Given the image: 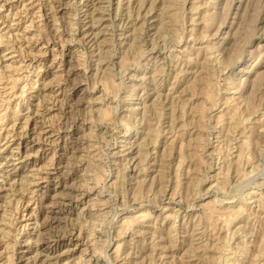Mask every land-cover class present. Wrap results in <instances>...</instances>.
<instances>
[{
	"label": "rangeland",
	"instance_id": "1",
	"mask_svg": "<svg viewBox=\"0 0 264 264\" xmlns=\"http://www.w3.org/2000/svg\"><path fill=\"white\" fill-rule=\"evenodd\" d=\"M175 1L0 0V161L9 160L12 168L20 161L18 151H27L28 137L20 133L22 116L36 108L44 113L38 124L44 122L53 134L61 130L52 136L56 144L34 143L29 161L17 173L7 178L0 172L5 175H0V186L25 192H20L24 207L11 226L13 250L3 251L0 264H9L10 255L13 264H264V0ZM171 2L176 8L163 7ZM205 11L206 16L216 12L215 17L208 14L206 19ZM169 13L176 15L170 18ZM204 16L212 22L206 23ZM202 22L209 24L208 30ZM92 23L99 37L89 42L82 33ZM205 44L212 47V56L205 53ZM205 55L212 57L206 59L208 67L214 65L213 76L204 75L205 69L202 73ZM194 80L201 84L192 88ZM230 96L235 105L236 97H242L236 99L238 115L247 121L240 120L244 124L238 128L226 122ZM198 105L208 108L203 117L193 113ZM8 129L13 132L6 136ZM243 138L248 150L239 154ZM181 142L188 149L183 154ZM1 193L0 215H8L0 216V235L10 228L19 198L8 199L9 189ZM210 205L223 212L245 208L230 231L220 228L219 221L212 230ZM73 228L74 235L61 239L59 246L49 244V238ZM222 236L231 252L221 255L213 246ZM199 240L211 249L203 250ZM191 243L200 246L196 256L188 248ZM219 254L222 261L215 262ZM205 256L216 258L212 262Z\"/></svg>",
	"mask_w": 264,
	"mask_h": 264
},
{
	"label": "bare ground",
	"instance_id": "2",
	"mask_svg": "<svg viewBox=\"0 0 264 264\" xmlns=\"http://www.w3.org/2000/svg\"><path fill=\"white\" fill-rule=\"evenodd\" d=\"M111 1H112V0H111ZM152 1H153V0H152ZM168 1L170 2V0H168ZM172 1L177 2V1H175V0H172ZM209 1H211V0H209ZM214 1H215V0H214ZM240 1H241V0H240ZM80 2H81V1H80ZM85 2H86V1H85ZM121 2H122V1H121ZM129 2H130V0H129ZM131 2H132V1H131ZM216 2H217V0L215 1V3H216ZM93 3H94V2H93ZM109 4H110V3H109ZM168 4H169V3H168ZM174 4H175V3H173V5H172V2H171L170 5H167V4H166V5L163 6V7H167V8H169L168 6L171 7V5L174 7ZM210 4H211V2L208 3V6H209ZM93 5H94V4H93ZM176 5H179V4H176ZM193 5H194V4H192V6H193ZM211 5H212V4H211ZM215 5H216V4H215ZM215 5H214V6H215ZM52 6H53V5H52ZM99 6H100V5H99ZM219 6H220V5H219ZM243 6H244V5H243ZM194 7H195V8H193V7H192V8H193L194 10H195V9L197 10V9L199 8V5H198V4H195ZM238 7H239V6H238ZM92 8H93V7H92ZM97 8H99V7H97ZM171 8H172V7H171ZM174 8H176V7H174ZM211 8H212V7H211ZM95 9H96V8H95ZM104 9H105V8H104ZM149 9H150V8H149ZM149 9H148V10H149ZM153 9H154V8H153ZM199 9H200V8H199ZM209 9H210V8H209ZM98 10H99V9H98ZM167 10H168V9H167ZM170 10H171V9H170ZM206 10H207V9H206ZM213 10H214V8H213ZM95 11H96V10H95ZM127 11H128V10H127ZM149 11H150V10H149ZM163 11H164V10H163ZM163 11H162V12H163ZM192 11H193V10H192ZM209 11H211V10H209ZM209 11H205V13H204L205 16H206V12H209ZM215 11H216V9H215ZM101 12H102V11H101ZM104 12H105V11H104ZM145 12H147V10H146ZM150 12H151V11H150ZM150 12H147V13H150ZM170 12H171V11H170ZM174 13H176V11H174ZM174 13H172L171 16H172ZM215 13H216V12L213 13V11H212V14H211V13H208V14H209V15L211 14V16H212V15H214ZM104 14H105V13H104ZM144 14H145V13H144ZM176 14H177V13H176ZM176 14H174V16H175ZM208 14H207V16H208ZM114 16H115V15H114ZM164 16H165V15H164ZM168 16H170V13L168 14ZM171 16H170V18H172ZM193 16H194V15H193ZM205 16H204V18H203V17H202V18L205 19ZM207 16H206V19H208ZM248 16H249V14H248ZM248 16H247V17H248ZM93 17H94V16H93ZM106 17H107V16H106ZM159 17H160V16H159ZM161 17H162V16H161ZM191 17H192V16H191ZM214 17H215V15H214L212 18H214ZM245 17H246V16H245V14H244V18H245ZM249 17H250V16H249ZM96 18H97V17H96ZM128 18H129V17H128ZM162 18H163V17H162ZM193 18H194V17H192V19H193ZM210 18H211V17H210ZM212 18H211V21L209 20L210 22H212V20H213ZM100 19H101V18H100ZM106 19H107V18H106ZM114 19H115V18H114ZM157 19H158V18H157ZM206 19H205V22L207 21ZM245 19H246V18H245ZM245 19H243V20H245ZM250 19H251V18H249V22L252 21V20H250ZM160 20H161V19H160ZM165 20H166V19H165ZM195 20H196V19H195ZM246 20H248V18H247ZM246 20H245L244 22H246ZM83 21H84V20H83ZM168 21L170 22V20H168ZM191 21H192V20H191ZM209 21H207V22L209 23ZM94 22H95V21H94ZM161 22H162V21H161ZM205 22H202V23H205ZM207 22H206V23H207ZM98 23H99V22H98ZM163 23H168V22H163ZM197 23H198V21H197ZM206 23H205V25H204V28H207V30H208L209 27H207V26H208L210 23H209L208 25H207ZM233 23H234V22H233ZM109 24H111V23H109ZM109 24H108V25H109ZM159 24H160V23H159ZM248 24H249V23H248ZM106 25H107V24H106ZM166 25H167V24H166ZM169 25H170V23H169ZM206 25H207V26H206ZM244 25H245V27L247 26V24H244ZM104 26H105V25H104ZM194 26H195V24H194ZM202 26H203V25H202ZM249 26H250V24L247 26V29H246L247 31H248ZM251 26H252V25H251ZM85 27H86V28H85L84 33H82V34H83L82 36L85 37L86 41L88 40L89 42H91L92 40L97 39V37H99V36H98V35H99V32L96 31V29H97V25H96V24H93V23H92V24H88V25H86ZM154 27H155V26H154ZM164 27H165V24H164ZM166 27H167V26H166ZM241 27H242V26H241ZM107 28H108V27H107ZM250 28H252V27H250ZM159 29H160V28H159ZM161 29L163 30V26L161 27ZM164 29H165V28H164ZM237 29H238V28H237ZM243 29H244V28H243ZM109 30H110V29H109ZM193 30H194V29H193ZM195 30H198V29L196 28ZM195 30H194V31H195ZM199 30H200V29H199ZM204 30H205V29H204ZM100 31H102V30H100ZM104 31H106V30H104ZM200 31H201V30H200ZM247 31H246V32H247ZM239 32H240V31H239ZM241 32H242V31H241ZM195 33H200V32H197V31H196ZM201 33H202V31H201ZM203 33H204V32H203ZM203 33H202V35H201V34H200V35H201V36H204ZM248 33H249V31H248ZM191 34H192V33H191ZM193 34H194V32H193ZM204 34H205V33H204ZM206 34H207V33H206ZM237 34H238V33H237ZM249 34H250V33H249ZM197 35H198V34H197ZM233 35H234V34H233ZM238 35H239V34H238ZM82 36H81V37H82ZM110 36H111V35H110ZM209 36H210V35H209ZM213 36H214V35H213ZM106 37H107V36H106ZM120 37H121V36H120ZM196 37H197V36H196ZM205 37H206V36H205ZM117 38H118V36H117ZM198 38H199V37H198ZM201 38H202V37H201ZM226 38H227V37H226ZM228 38H229V37H228ZM134 39H136V38H134ZM207 39H208V38H207ZM238 39H239V38H238ZM80 40H81V39H80ZM111 40H112V39H111ZM114 40H115V39H114ZM86 41H84V42H86ZM94 41H95V40H94ZM106 41H107V40H106ZM246 43H247V42H246ZM100 44H101V43H100ZM209 44H212V43H209ZM240 45H241V43H240ZM84 46H85V45H84ZM100 46H101V45H100ZM135 46H136V45H135ZM205 46H206V47H204V49H205V50H204L205 53H206L207 51H210V50L212 49V47H208L206 44H205ZM109 47H111V46H109ZM139 47H140V46H139ZM193 47H194V46H193ZM215 47H216V45H215ZM215 47H214V48H215ZM220 47H221V46H220ZM224 47H225V46H224ZM263 47H264V46H263ZM133 48H134V47H133ZM135 48H136V47H135ZM185 48H186V47H185ZM190 48H192V47L190 46ZM190 48H189V49H190ZM195 48H196V47H195ZM195 48H194V50H195ZM202 48H203V47H202ZM214 48H213V49H214ZM90 49H91V48H90ZM217 49H218V48H217ZM240 49H241V48H240ZM258 49H259V48H258ZM187 50H188V49H187ZM191 50H192V49H190L189 51H191ZM198 50H199V49H198ZM98 51H99V50H98ZM105 51H106V50H105ZM185 51H186V50H185ZM189 51H188V52H189ZM202 51H203V50H201V52H202ZM204 51H203V52H204ZM211 51H212V53H213V50H211ZM211 51L209 52L210 55H211ZM217 51H219V50H217ZM223 51H224V50H223ZM235 51H236V50H235ZM263 51H264V50H263ZM93 52H94V51H93ZM100 52H101V50H100ZM188 52H187V53H188ZM195 52H196V51H195ZM197 52H199V51H197ZM183 53H184V51H183ZM205 53H204V54H205ZM218 53H219V52H218ZM242 53H243V51H242ZM191 54H192V53H191ZM193 54H194V53H193ZM197 54L199 55L200 53H196V55H197ZM98 55H99V54H98ZM98 55H97V56H98ZM103 55H104V54H103ZM176 55H177V54H176ZM189 55H190V54H189ZM210 55H209V56H210ZM239 55H240V53H239ZM100 56H101V55H100ZM181 56H182V55H181ZM190 56H191V55H190ZM194 56H195V55H194ZM199 56H200V55H199ZM206 56H207V55H205V56L203 57V59L205 58L204 60H206V62H205V63H204V62H201V65H202V63L205 64L204 66H202V67H203V69H202V73H203V70L205 69V71H204V75H205V73H206V75H207V73L210 75V74H212V73H214V72L210 73V68H211V66L208 67V66H209L208 62L210 63L211 61H208V62H207V59H206V58L211 59L212 57L209 58V57H206ZM211 56H212V55H211ZM213 56H214V55H213ZM187 57H188V55H187ZM196 57H198V56H196ZM100 58H101V57H100ZM182 58H183V57H182ZM216 58H217V57H216ZM187 59H188V58H187ZM189 59H190V58H189ZM191 59H192V58H191ZM194 59H196V58H194ZM192 60H193V59H192ZM197 61H198V60H197ZM216 61H217V60H216ZM187 62H188V61H187ZM188 63H189V62H188ZM194 63H195V61H194ZM214 63H215V62H214ZM217 63H218V62H217ZM195 64H196V63H195ZM175 65H176V64H175ZM180 65H181V64H180ZM192 65H193V64H192ZM211 65H212V64H211ZM71 66H72V65H71ZM161 66H162V65H161ZM161 66H160V67H161ZM213 66H214V65H212V68H211V69H213ZM72 67H73V66H72ZM72 67H70V68H72ZM154 68H155V67H154ZM171 69H172V68H171ZM159 70L161 71V69H159ZM184 70H185V69H184ZM186 70H188V69H186ZM155 71H156V69H155ZM178 71H179V70H178ZM207 71H208V72H207ZM212 71H213V70H212ZM250 71H251V70H250ZM153 72H154V71H153ZM155 73H156V72H155ZM160 73H162V72H159V74H160ZM180 73H181V72H180ZM184 74H185V73H184ZM167 75H168V74H167ZM176 75H177V73H176ZM260 75H261V73H260ZM207 76H208V75H207ZM212 76H213V74H212ZM212 76H211V77H212ZM136 77H137V76H136ZM144 77H146V76H144ZM147 77H148V76H147ZM175 77H176V76H175ZM182 77H183V76H182ZM202 77H204V76H202ZM209 77H210V76H209ZM209 77H208V78H209ZM211 77H210V78H211ZM259 77H260V76H259ZM10 78H11V77H10ZM173 78H174V77H173ZM195 78H196V77H195ZM65 79H66V78H65ZM141 79H142V78H141ZM147 79H148V78H147ZM155 79H156V77H155ZM180 79H181V78H180ZM196 79H197V78H196ZM202 79H203V78H202ZM212 79H213V78H212ZM247 79H248V78H247ZM178 80H179V79H178ZM205 80L209 81V83L206 82V81H204V83L206 82L205 84L208 83L209 85H211V84L213 83V82L211 83L210 79L208 80L206 77H205ZM146 81H147V80H146ZM175 81H176V80H175ZM212 81H213V80H212ZM230 82H231V81H230ZM58 83H59V82H58ZM196 83H200V81H196V80H194V82H192V84H191L190 86H191L192 88H194V87L196 86ZM161 84H162V83H161ZM188 84H189V83H188ZM200 84H201V83H200ZM202 84H203V83H202ZM230 84H231V83H230ZM232 84H233V83H232ZM162 85H163V84H162ZM148 86H149V85H148ZM186 86H187V85H186ZM229 86H230V85H229ZM133 87H134V86H133ZM158 87H159V86H158ZM184 87H185V86H184ZM191 87H190V88H191ZM233 87H234V86H233ZM235 87H236V86H235ZM44 88H45V87H44ZM225 88L227 89V87H225ZM46 89H47V87H46ZM60 89H61V88H60ZM133 89H134V88H133ZM155 89H156V88H155ZM228 89H229V88H228ZM228 89H227V90H228ZM186 90H187V88H186ZM188 90H189V89H188ZM188 90H187V91H188ZM223 90H224V89H223ZM153 91H154V90H153ZM182 91H184V90H182ZM170 92H171V91H170ZM160 93H161V92H160ZM234 93H235V92H234ZM168 94H170V93H168ZM2 95H3V94H2ZM175 95H176V94H175ZM135 96H136V95H135ZM159 96H160V95H159ZM192 96H193V95H192ZM178 97H179V96H178ZM230 97H231V96H230ZM235 97H236V96H234V98H235ZM132 98H133V97H132ZM192 98H193V97H192ZM241 98H242V97H241ZM241 98H238V99H241ZM52 99H53V98H52ZM55 99H56V98H55ZM127 99H128V98H127ZM150 99H151V98H150ZM169 99H170V97H169ZM177 99H178V98H177ZM180 99H182V98H180ZM183 99H184V98H183ZM190 99H191V97H190ZM225 99H226V98H225ZM236 99H237V97H236ZM236 99H235V101H236V104H237V105L234 104V102H233L234 100L232 99V97H231V98H227L226 102L224 101L225 104H226V108H227V109H226L225 107H224V108H225L226 110H228V112H227V113H228V115H227L228 117H227V119H226V122H229L228 124H230L231 127L233 126V127L238 128L239 126L237 127V125H241V124H239V123H240V120H243L244 122L247 121V120H246V119H245V120H244V119H239V116H240V115H238L239 112H238L237 107L240 108V107L238 106V105L240 104V101H239V104H238V103H237V100H238V99H237V100H236ZM50 100H51V99H50ZM176 101H178V100H176ZM179 101H180V100H179ZM183 101H184V100H183ZM185 101H186V100H185ZM2 102H3V101H2ZM7 102H8V101H7ZM39 102H40V101H39ZM41 102H42V101H41ZM54 102H55V101H54ZM66 102H67V101H66ZM0 103H1V102H0ZM51 103H52V102H51ZM155 103H156V102H155ZM181 103H182V102H181ZM181 103H180V105L185 104V102H183V104H181ZM52 104H53V103H52ZM63 104H64V103H63ZM140 104H141V103H140ZM212 104H214V103H212ZM223 104H224V103H223ZM145 105H146V104H145ZM175 105H176V104H175ZM200 105H201V104H200ZM0 106H1V104H0ZM38 106H40V105H38ZM143 106H144V105H143ZM146 106H147V105H146ZM154 106H156V104H154ZM198 106H199V105H198ZM203 106H204V105H203ZM203 106H199V107H198V110L195 109L193 113H194V114H197V113H195V112L198 111V114H197V115H198L199 117H203L202 115L205 114V110L208 109V108L205 109ZM241 106H242V105H241ZM6 107H7V106H6ZM30 107H31V106H30ZM43 107H44V106H43ZM48 107H49V106H48ZM50 107H51V106H50ZM136 107H137V106H136ZM144 107H145V106H144ZM156 107H157V106H156ZM156 107H154V108H156ZM184 107H185V106H184ZM0 108H1V107H0ZM39 108H40V107L36 108L34 114H33V112H31V113H29V114H26L25 116H22V117H24V120H23V122H22V125L20 126V127L22 128L20 133H23V135H25L26 137H28V140H26V141H25L26 143L24 144V146H25L24 149L27 150V151H24V152H28L29 149L33 148L34 143H36V142H41L40 146H42V147H43V144H42V143H44V145H45V144H51L53 140L55 141V138L53 139L52 136H54V135H58V136H59L58 133L61 131V130H60L57 134H56V133L53 134L54 131H53V130H52V131L49 130V129L47 128L48 125H45L44 122H42L41 124H38V122H39V121H37V120H38V117H39V116H42V115L44 114V113H43V114L41 113V114H42V115H41V114L38 113V112H39ZM123 108H124V107H123ZM133 108H134V107H133ZM219 108H220V107H219ZM48 109H49V108H48ZM125 109H126V108H125ZM147 109H148V107H147ZM191 109H194V108H191ZM45 110H47V106L45 107ZM49 110H50V109H49ZM109 110H110V109H109ZM120 110H121V109H120ZM145 110H146V109H145ZM171 110H172V109H171ZM239 110H240V109H239ZM241 110H242V109H241ZM15 111H16V110H15ZM18 111H19V110H18ZM143 111H144V110H143ZM190 111H191V110H190ZM224 111H225V110H224ZM224 111H221V112H224ZM254 111H256V109H255ZM257 111H258V110H257ZM129 112H130V111H129ZM174 112H175V111H174ZM182 112L184 113V111H182ZM182 112H181V113H182ZM221 112H220V114H221ZM225 112H226V111H225ZM243 112H244V111H243ZM16 113H17V112H16ZM190 113H191V112H190ZM127 114H128V113H127ZM170 114H171V113H170ZM184 114H185V113H184ZM239 114H240V113H239ZM128 115H130V114H128ZM182 115H183V114H182ZM225 115H226V113H225ZM261 115H262V114H261ZM6 116H7V115H6ZM6 116H5V117H6ZM171 116H172V115H171ZM171 116H170V117H171ZM175 116H176V115H175ZM258 116H260V115L258 114ZM17 117H18V116H17ZM17 117H16V118H17ZM163 117H164V116H163ZM173 117H174V116H173ZM173 117H172V118H173ZM195 117H196V116H195ZM195 117H194V119H195ZM199 117H198V118H199ZM222 117H224V116H221V118H222ZM240 117H241V116H240ZM248 117H249V116H248ZM260 117H261V116H260ZM262 117H263V116H262ZM18 118H19V117H18ZM178 118H179V117H178ZM219 118H220V116H219ZM221 118H220V119H221ZM246 118H247V117H246ZM249 118H250V117H249ZM252 118H253V117H252ZM0 119H1V117H0ZM39 119H40V118H39ZM174 119L176 120L175 117L173 118V120H174ZM190 119H191V118H190ZM199 119H200V118H199ZM199 119H198V121L201 120V119H200V120H199ZM223 119H224V121H225V118H223ZM258 119H259V117H258ZM258 119H256V120H258ZM218 120H219V119H218ZM227 120H228V121H227ZM260 120H262V119H260ZM263 120H264V119H263ZM243 121H242V123H243ZM252 121H253V120H252ZM16 122H17V121H15V123L12 124V129H13V130L15 129V126L17 125ZM48 122H49V121H48ZM72 122H73V121H72ZM226 122H225V123H226ZM2 123H3V122H2ZM20 123H21V122H20ZM188 123H189V122H188ZM219 123H220V122H219ZM219 123H218V124H219ZM221 123H222V122H221ZM221 123H220V124H221ZM223 123H224V122H223ZM254 123H255V122H254ZM260 123H262V122H260ZM48 124H49V123H48ZM182 124H183V122H182ZM243 124H244V123H243ZM243 124H242V125H243ZM1 125H2V124H1ZM10 125H11V124H10ZM52 125H53V124H52ZM72 125H73V124H72ZM75 125H76V124H75ZM163 125H164V124H163ZM172 125L174 126V122H173ZM176 125H177V124H176ZM242 125H241V126H242ZM249 125H250V124H249ZM262 125H264V124L262 123ZM68 126H69V125H68ZM183 126H184V125H183ZM185 126H186V125H185ZM185 126H184V127H185ZM223 126H224V125H223ZM245 126H246V125H245ZM254 126H256V124H253L252 127L254 128ZM10 127H11V126H10ZM66 127H67V126H66ZM78 127H79V126H78ZM158 127H159V126H158ZM170 127H171V126H170ZM224 127H225V126H224ZM227 127H228V125H227ZM231 127H230V128H231ZM0 128H1V130L4 129L3 125L0 126ZM221 128H222V127H221ZM230 128H229V129H230ZM250 128H251V126H250ZM59 129H60V128H59ZM179 129H181V127H180ZM213 129H215V128H213ZM222 129H223V128H222ZM229 129H228V130H229ZM254 129H255V128H254ZM154 130H155V129H154ZM156 130H157V129H156ZM173 130H174V129H173ZM184 130H185V128L182 130V132H184ZM233 130H234V129H233ZM235 130H236V129H235ZM158 131H160V129L157 130V132H158ZM263 131H264V130H263ZM0 132H1V131H0ZM12 132H13L12 130H9V129H8V130H7V134H5V135L8 136V135L11 134ZM16 132H17V131H16ZM186 132H187V131H186ZM221 132H222V131H221ZM243 132H244V131H243ZM249 132H250V131H249ZM161 133H162V132H161ZM176 133H177V132H176ZM179 133H180V132H179ZM179 133H178V134H179ZM191 133H192V132H191ZM222 133H223V132H222ZM258 133H260V131H259ZM0 134H1V133H0ZM69 134H70V133H69ZM159 134H160V133H159ZM170 134H171V133H170ZM182 134H183V133H182ZM220 134H221V133H220ZM242 134H243V133H242ZM244 134H246V133H244ZM250 134H252V131L250 132ZM250 134H249V135H250ZM14 135H15V133L12 134L11 136H14ZM20 135H21V134H20ZM180 135H181V134H180ZM223 135H224V133H223ZM6 136H5V137H6ZM172 136H173V135H172ZM183 136H184V135H182V137H183ZM245 136H248V135H245ZM251 136H252V135H251ZM191 138H192V136H191ZM194 138H195V137H194ZM194 138H193V139H190V140H188V141L191 142L192 140H194ZM237 138H238V137H237ZM237 138H236V139H237ZM239 138H240V137H239ZM58 139H59V138H58ZM60 139H61V138H60ZM170 139H171V138H170ZM230 139H231V138H230ZM245 139H248V137L245 138ZM245 139L243 138V140H242V141H243V142H242V146H241V144H240V147H239V148H240V152H239V154H240V153H243L242 151H244V150L247 148V142H248V141L245 140ZM249 139H250V138H249ZM181 140H182V139H181ZM232 140H233V138H232ZM234 140H235V139H234ZM54 141H53V142H54ZM56 141H59V140H56ZM171 141H174L173 138H172ZM188 141H187V142H188ZM10 142H11V141H10ZM166 142H167V141H166ZM190 142H188V143L190 144ZM199 142H201V141L199 140L198 143H199ZM232 142H233V141H232ZM249 142H251V140H249ZM54 143L56 144V142H54ZM130 143H132V142H130ZM188 143H187V144H188ZM182 144H183V143L181 142V145H182ZM195 144H196V143H195ZM202 144H203V143H202ZM202 144H200V145L198 144V145H199V146H203ZM248 144H249V143H248ZM8 145H9V144H8ZM136 145H137V144H136ZM167 145H168V144H167ZM181 145H180V146H181ZM190 145H191V144H190ZM232 145H233V144H232ZM238 145H239V144H238ZM20 146H21V142L18 143V148H21ZM120 146H121V145H120ZM125 146H126V145H125ZM168 146H169V145H168ZM186 146H187V145H186ZM188 146H189V145H188ZM191 146H192V145H191ZM191 146H189V147H191ZM205 146H206V145H205ZM46 147H47V146H46ZM56 147H57V146H56ZM130 147H131V144H130ZM197 147H198V146H194V148H197ZM203 147H204V146H203ZM7 148H9V147H7ZM13 148H14V147H13ZM80 148H81V147H80ZM132 148H133V147H132ZM183 148H185V150L187 149L184 145H182V146L180 147V149H182V152L179 150V154H181V153L183 154ZM198 148L201 150L202 147H201V148L198 147ZM214 148H215V147H214ZM239 148H238V149H239ZM55 149H56V148H55ZM130 149H131V148H130ZM189 149H190V148H189ZM14 150H15V149H14ZM37 150H38V149H37ZM187 150H188V149H187ZM213 150H214V149H213ZM215 150H216V149H215ZM217 150H218V149H217ZM246 150H248V149H246ZM31 151H32V150H31ZM126 151H127V150H126ZM131 151H132V149H131ZM133 151H134V150H133ZM20 152H21V151H20ZM20 152L18 151V153L16 154V155H17V158H16V159H18V160H20V161L17 162V163H16V162H13L12 165H11L12 168L9 166V164L7 165L6 162H9V160H8L6 157H5V159L8 160V161H6V162H2V161H0V172H2V173H7V175H6L7 178H9L12 174L17 173V171L20 169V167H22V166L24 165V163H22V162L27 161L28 158H29L30 155H31V153H29V152L26 153V154H23L24 152H23V153H20ZM36 152H37V151H36ZM123 152H124V151H123ZM123 152H122V153H123ZM180 152H181V153H180ZM184 152H185V151H184ZM211 152H212V151H211ZM10 153H11V152H10ZM232 153H233V152H232ZM232 153H231V154H232ZM237 153H238V152H237ZM237 153H236V155H237ZM247 153H248V152H247ZM13 154H14V153H13ZM13 154H12V155H13ZM120 154H121V153H120ZM126 154H127V153H126ZM195 154H196V153H195ZM231 154H229V156H230ZM233 154H234V153H233ZM233 154H232V155H233ZM73 155H74V154H73ZM124 155H125V154H124ZM244 155H245V154H244ZM248 155H249V153L246 155V158H247ZM75 156H76V155H75ZM91 156H92V155H91ZM93 156H94V155H93ZM117 156H118V154H117ZM182 156H185V155H180V158H181ZM8 157H9V156H8ZM11 157H12V156H11ZM185 157H186V156H185ZM185 157H184V158H185ZM249 157H250V155H249ZM13 158H14V157H13ZM13 158H12V159H13ZM184 158H182L181 161L184 162ZM238 158H239V157H238ZM240 158H241V157H240ZM240 158H239V160H240ZM242 158H243V157H242ZM242 158H241V159H242ZM244 158H245V157H244ZM127 159H128V158H127ZM132 159H133V158H132ZM11 161H12V160H11ZM15 161H16V160H15ZM28 161H29V160H28ZM114 161H115V160H114ZM121 161H122V160H121ZM181 161H179V162H180V163H179V166H180V164H182ZM234 161H235V160H234ZM73 162H74V161H73ZM130 162H131V161H130ZM227 162H228V161H227ZM237 162H238V160H237ZM9 163H10V162H9ZM26 163H27V162H26ZM69 163H70V162H69ZM125 163H126V162H125ZM223 163H224V162H223ZM238 163H239V162H238ZM238 163H237V164H238ZM126 164H127V163H126ZM228 164H229V163H228ZM224 165H225V164H224ZM233 165H234V164H233ZM239 165H240V164H239ZM251 165H252V164H251ZM253 165H254V164H253ZM127 166H128V164H127ZM131 166H132V165H131ZM179 166H178V167H179ZM221 166H222V165H221ZM254 166H255V165H254ZM226 167H227V166H226ZM229 167H230V166H229ZM7 168H8V169H7ZM9 168H10V169H9ZM222 168H223V167H222ZM253 168H254V167H253ZM25 169H26V168H25ZM228 169H229V168H228ZM237 169H238V168H237ZM235 170H236V169H235ZM244 170H245V169H244ZM184 171H185V170H184ZM232 171H233V170H232ZM240 171H241V170H240ZM240 171H239V172H240ZM252 171H253V169H252ZM163 172H164V170H163ZM181 172H182V171H181ZM226 172H228V171H226ZM237 172H238V170H237ZM243 172H244V171H243ZM183 173H184V172H183ZM183 173H182V175H183ZM187 173H188V172H187ZM216 173H217V172H216ZM223 173H224V172H223ZM240 173H242V172H240ZM218 174H219V173H218ZM226 174H228V173H226ZM0 175H1V176H5V175H3V174H1V173H0ZM17 175H18V174H17ZM179 175H180V174H179ZM182 175H181V176H182ZM14 176H15V175H14ZM14 176H13V177H14ZM215 176H216V175H215ZM223 176L225 177L226 175L223 174ZM4 178H5V177H4ZM42 178H43V177H42ZM45 178H47V177H45ZM29 179H30V178H29ZM178 179H179V178H178ZM223 179H224V178H223ZM4 180H5V179H4ZM86 181H87V180H86ZM88 181H89V180H88ZM223 181H224V180H223ZM4 182H5V181H4ZM13 182H14V181H13ZM15 182H16V179H15ZM15 182H14V183H15ZM19 182H20V181H19ZM21 182H22V181H21ZM24 182H25V181H24ZM24 182H23V183H24ZM27 182H29V181H27ZM30 182H31V181H30ZM33 182H34V181H33ZM36 182H37V181H36ZM257 182H258V181H257ZM259 182H262V181H259ZM11 183H12V182H11ZM12 184H13V183H12ZM31 184H32V182H31ZM36 184H37V183H36ZM87 184H88V183H87ZM259 184H260V183H259ZM262 184H263V183H262ZM262 184H261V185H262ZM10 185H11V184H10ZM13 185H14V184H13ZM21 186H22V185H21ZM9 187H10V186H8V188H6V187H5V183H2L1 186H0V193H1L2 191H5V190L9 189L11 193H9V196H7L8 199H10L11 196H13V195L19 196V198H18L17 203L15 202V203L17 204V205H16V208L14 209V210L16 211V213L13 214V215L10 214V216H12V217H11L12 219L10 218V219H11V221H10V225L8 224V225L10 226V228H8L5 232H4L3 229H1V230L3 231V233L0 235V255L3 254V251H5V252L8 251V250L10 249V247H11L12 250H13V247H14V246H13V244L11 245V243H13V240H12V242H11V240H10V239H11V236H10L11 226L13 227V225H14L15 223H17L19 217H17L16 214H17V212H18L20 209H22V208L24 207V203H25V202L23 203V199H22V197L24 196V193H25V192L22 190L24 193H20V192H22V191L16 189L17 187H16V188H15V187H12V185H11L10 188H9ZM28 187H29V186H28ZM21 188H22V187H21ZM24 189H27V188H24ZM35 190H36V189H35ZM84 190H85V189H84ZM255 190H256V189H255ZM25 191H26V190H25ZM33 191H34V190H33ZM31 192H32V191H31ZM254 192H255V191H254ZM250 193H251V192H250ZM252 193H253V192H252ZM1 194H2V193H1ZM1 194H0V196H1ZM7 194H8V193H7ZM253 194H254V193H253ZM74 195H75V194H74ZM68 196H69V195H68ZM72 196H73V195H72ZM76 196H77V195H76ZM172 196H173V195H172ZM249 196H250V195H249ZM263 196H264V195H263ZM9 197H10V198H9ZM70 197H71V195H70ZM76 198H79V197H76ZM12 199L15 200L14 198H12ZM12 199H11V200H12ZM11 200H10V201H11ZM28 200H29V199H28ZM245 200H246V199H245ZM7 201H8V200H7ZM95 201H96V200H95ZM223 201H224V200H223ZM246 201H247V200H246ZM257 201H258V200H257ZM11 202H12V201H11ZM29 202H30V201H29ZM29 202H28V203H29ZM98 202H99V201H98ZM100 202H101V201H100ZM104 202H105V201H104ZM214 202H215V201H214ZM9 203H10V202H9ZM205 203H206V202H205ZM208 203H210V202H208ZM208 203H207V204H208ZM221 203H222V202H221ZM260 203H261V202H260ZM263 203H264V202H263ZM207 204H206V205H207ZM240 204H241V203H240ZM25 205H26V204H25ZM27 205H28V204H27ZM199 205H200V204H199ZM203 205H205V204H203ZM203 205H202V206H203ZM213 205H214V204H213ZM215 205H216V204H215ZM215 205H214V206H215ZM244 205H245V204H244ZM247 205H248V204H247ZM202 206H201V207H202ZM9 207H10V206H9ZM11 207H12V206H11ZM13 207H14V206H13ZM88 207H89V206H88ZM205 207H206V206H205ZM205 207H204V208H205ZM243 207L245 208V206H243ZM243 207L240 206L239 208L237 207L235 210H234V209H232V210H231V209H230V210L228 209V211H224V212H223V211H219L218 208L213 207V206L210 205L209 208L211 209V211H210V212H211V215H209V216L207 215V216H208V219H207V220L210 221V225H213V226H212V230H213V229H214V230L217 229V228L215 229V226L217 225V224H216L217 221H219V222L221 223L220 228L222 227L223 230H229V228L232 229V227H230V225H232V222H234L235 218L238 217L239 214L241 215V212H242V213L244 212V211H242V210L244 209ZM202 208H203V207H202ZM6 209H8V208H6ZM11 209H12V208H11ZM210 209H207V210H210ZM221 209H223V208L221 207L220 210H221ZM8 210H10V209H8ZM14 210H12V211H14ZM247 210H248V209H247ZM260 210H261V209H260ZM5 211H6V210H5ZM204 211H205V210H204ZM31 212H32V211H31ZM207 212H208V211H207ZM5 213H7V212H5ZM5 213L3 212V214L0 215V216H2V220H3V218H5ZM10 213H12V212H10ZM13 213H14V212H13ZM141 214H142V213H141ZM141 214H138V215H141ZM143 214L145 215V213H143ZM146 214H147V213H146ZM7 215H8V213H7ZM23 215H24V214H23ZM26 215H27V214H26ZM138 215H137V216H138ZM144 215H141V218H140V219H143L142 216H144ZM207 216H206V218H207ZM214 216H216L217 219H215L216 217L214 218ZM147 217H148V215H147ZM147 217H144V219L147 218ZM243 217H244V216H243ZM7 218H8V217H7ZM206 218H204V219H206ZM240 218H241V217H240ZM240 218H239V219H240ZM131 219H132V218H131ZM134 219H135V218H134ZM137 219L140 220L138 217H137ZM236 219H237V218H236ZM5 220H6V219H5ZM135 220H136V219H135ZM237 220H238V219H237ZM130 221H131V220H130ZM133 221H134V220H133ZM133 221H132V222H133ZM136 221H137V220H136ZM141 221H142V220H141ZM141 221H140V222H141ZM235 221H236V220H235ZM122 222H123V221H122ZM124 222H126V221H124ZM138 222H139V221H138ZM206 222H207V221H206ZM0 223H1V222H0ZM126 223H128V222H126ZM135 223H137V222H134L133 224H135ZM234 223H235V222H234ZM5 224H6V223H5ZM123 224H124V223H123ZM149 224H150V223H149ZM205 224H206V223H205ZM68 225H69V224H68ZM81 225H82V224H81ZM124 225H125V224H124ZM135 225H136V224H135ZM138 225H139V223L137 224V226H138ZM210 225H208V226H210ZM4 226H5V225H4ZM25 226H26V225H25ZM75 226H76V225H75ZM75 226H74V227H75ZM77 227H78V226H77ZM197 227H198V226H197ZM210 227H211V226H210ZM210 227H208V229H210ZM217 227H218V225H217ZM236 227H237V226H236ZM4 228H5V227H4ZM21 228H22V227H21ZM143 228H144V227H143ZM172 228H173V227H172ZM172 228H171V229H172ZM220 228H219V230H220ZM19 229H20V228H19ZM68 229H69V228H68ZM81 229H82V228H81ZM123 229H124V228H123ZM138 229H139V228H138ZM237 229H238V227L236 228V230H237ZM239 229H240V226H239ZM20 230H21V229H20ZM74 230H75V229L73 228V230H71L69 233L64 234L63 236L57 234L55 237H53V238H49V239H48V240H49V244H52L53 246H56V247L59 246V244L61 243V239H62V240H65V238H68V237H71V235H74ZM201 230H202V229H201ZM212 230L210 229V231H212ZM2 231H1V232H2ZM68 231H69V230H68ZM79 231H80V230H79ZM85 231H86V230H85ZM85 231H84V232H85ZM158 231H159V230H158ZM170 231H172V230H170ZM229 231H230V230H229ZM19 232H20V231H19ZM57 232H58V231H57ZM63 232H64V231H63ZM87 232H88V231H87ZM138 232H142V230H141V231H138ZM172 232H173V231H172ZM193 232H194V231H193ZM142 233H143V232H142ZM144 233H145V232H144ZM218 233H219V232H218ZM223 233H224V232H223ZM226 233L228 234V232H226ZM75 234H76V232H75ZM78 234H80V233H78ZM169 234L172 235L171 233H169ZM212 234H213V233H212ZM212 234H211V235H212ZM216 234H217V233H216ZM233 234H234V233H233ZM233 234H231V235H233ZM135 235H136V234H135ZM155 235H156V234H155ZM188 235H189V234H188ZM193 235H194V233H193ZM193 235H191V236L193 237ZM196 235H198V233H197ZM196 235H194V236H196ZM37 236L40 237L39 235H37ZM79 236H80V235H79ZM172 236H173V235H172ZM198 236H200V235H198ZM217 236H218V235H217ZM217 236H216V237H217ZM220 236H221V235H220ZM15 237H16V236H15ZM72 237H73V236H72ZM152 237H154V236H152ZM155 237H156V236H155ZM173 237H174V236H173ZM203 237H204V236H203ZM222 237H223V236H222ZM222 237H221V238H222ZM227 237H228V236H227ZM230 237H231V236H230ZM4 238H6L7 240L4 241ZM143 238H144V237H143ZM194 238H196V237H194ZM210 238H211V237H210ZM214 238H215V237H214ZM224 238H225V240H224ZM13 239H14V238H13ZM39 239H40V238H39ZM68 239H69V238H68ZM70 239H71V238H70ZM151 239H152V238H151ZM191 239H192V238H191ZM198 239H199V238H198ZM230 239H231V238H230ZM17 240H18V239H17ZM37 240H38V239H37ZM40 240H41V239H40ZM155 240H156V239H155ZM155 240H154V241H155ZM216 240L218 241V239H216ZM221 240H223V241H220V242L218 243V245L216 244V245H214L213 247H215V250H217V252L220 253V254L222 255V254L226 253L225 251H227V246H228V245H227V242H229V240H227L226 237H223ZM14 241H15V240H14ZM173 241H174V239H173ZM192 241H193V240H192ZM192 241H191V242H192ZM217 241H216V242H217ZM230 241H231V240H230ZM15 242H16V241H15ZM36 242H37V241H36ZM194 242H195V240L193 241V244H194ZM196 242H197V241H196ZM199 242H201V241L199 240ZM202 242H205V241H202ZM202 242H201V243H202ZM137 243H138V242H137ZM157 243H158V242H157ZM197 243H198V242H197ZM229 243H230V242H229ZM155 244H156V243H155ZM155 244H154V245H155ZM175 244H176V243H175ZM191 244H192V243H191ZM193 244H192V247H188V248L191 249V250H190L191 253H194V255H195V252L198 251V249H200V248H199L200 246H199L198 244H196L197 246H196V245H193ZM208 244H209V243H208ZM231 244H232V243H231ZM10 245H11V246H10ZM118 245H119V244H118ZM118 245H117V246H118ZM173 245H174V244H173ZM200 245H201V244H200ZM210 245H211V244H210ZM210 245L208 246L207 243H206V244H203V243H202V246L204 247L203 250H204V249H207V250H208V247L211 249L212 246L210 247ZM229 245H230V244H229ZM119 246L121 247V244H120ZM119 246H118V247H119ZM159 246H160V245H159ZM231 246H232V245H230V247H231ZM160 248H161V247H159V250H160ZM216 248H217V249H216ZM1 249H2V250H1ZM119 249H121V248H119ZM154 249H155V248H154ZM189 249H188V250H189ZM212 249H214V248H212ZM114 250H116V249L114 248ZM229 250H230V248L228 249V251H229ZM233 250H234V249H233ZM233 250H232V252H233ZM263 250H264V249H263ZM9 251H10V250H9ZM9 251H8V252H9ZM140 251H141V250H140ZM228 251H227V252H228ZM13 252H14V251H13ZM113 252H114V251H113ZM116 252L118 253V251H116ZM159 252H160V251H159ZM215 252H216V251H215ZM230 252H231V250H230ZM263 252H264V251H263ZM121 253H122V252H121ZM130 253H131V252H130ZM152 253H153V252H152ZM152 253H151V254H152ZM189 253H190V252H189ZM189 253H188V254H189ZM191 253H190V254H191ZM201 253H203V252H201ZM204 253H205V252H204ZM235 253H236V252H235ZM112 254H113V253H112ZM118 254H119V253H118ZM128 254H129V253H128ZM135 254H136V253H135ZM149 254H150V253H149ZM151 254H150V255H151ZM161 254H162V253H161ZM188 254H186V255H188ZM199 254H200V252H199ZM220 254H219V257H217V258H216L215 256H212L213 259H214V257L216 258V259H215V262H216L217 260H219V258L221 257ZM232 254H233V253H232ZM241 254H242V253H241ZM261 254H263V253H261ZM12 255H13V254H12ZM124 255H125V254H124ZM132 255H133V254H132ZM197 255H198V254H197ZM200 255H201V257H203V256H202L203 254H200ZM227 255L230 256V254H227ZM255 255H256V254H255ZM114 256H115V255H114ZM116 256H118V255H116ZM120 256H121V255H120ZM133 256H134V255H133ZM137 256H138V255H137ZM162 256H164V255L162 254L161 257H162ZM188 256H189V255H188ZM195 256H196V255H195ZM217 256H218V255H217ZM262 256H263V255H262ZM262 256H261V257H262ZM189 257H191V255H190ZM198 257H200V256L198 255ZM206 257H208V256H205V258H206ZM222 257H223V256H222ZM222 257H221V258H222ZM227 257H228V256L224 257L225 260H226ZM239 257H240V256H239ZM261 257H260V258H261ZM11 258H12L11 255L7 257V262H8L9 264H13V262H11ZM56 258H57V257H56ZM58 258H59V257H58ZM58 258H57L56 261H58ZM152 258H153V257H152ZM208 258L210 259L209 261H212V260H213V259L211 260V257H208ZM241 258H242V257H241ZM255 258H256V257H255ZM149 259H150V258H149ZM184 259H185V258H184ZM187 259H188V258H187ZM197 259H198V258H197ZM199 259H200V258H199ZM206 259H207V258H206ZM206 259H205V260H206ZM230 259H231V258H230ZM256 259H257V258H256ZM81 260H82V259H81ZM88 260H89V259H88ZM118 260H119V259H118ZM153 260H154V259H153ZM165 260H166V259H165ZM225 260H224V261H225ZM252 260H254V259H252ZM123 261H124V260H123ZM150 261H151V260H150ZM186 261H187V260H186ZM219 261H220V260H219ZM219 261H217V262H219ZM221 261H222V260H221ZM221 261H220V262H221ZM233 261H234V260H233ZM233 261H232V262H233ZM257 261H258V260H255L254 262L256 263ZM75 262H77V261H75ZM84 262H86V261H84ZM89 262H90V261H89ZM89 262H88V263H89ZM96 262H97V261H96ZM153 262H154V261H153ZM163 262H164V261H163ZM183 262H184V261H183ZM212 262H213V261H212ZM212 262H211V263H212ZM226 262H227V261H226ZM229 262H231V261H229ZM254 262L252 261L251 264H252V263L254 264ZM50 263H52V262H50ZM260 263H261V262H260ZM42 264H45L44 261H43ZM52 264H53V263H52ZM65 264H66V263H65ZM71 264H72V263H71ZM95 264H96V263H95ZM134 264H135V263H134ZM156 264H157V263H156ZM186 264H194V263H193V262L189 263V261H188ZM221 264H222V263H221ZM230 264H231V263H230Z\"/></svg>",
	"mask_w": 264,
	"mask_h": 264
}]
</instances>
